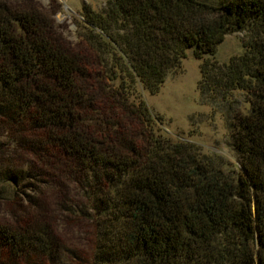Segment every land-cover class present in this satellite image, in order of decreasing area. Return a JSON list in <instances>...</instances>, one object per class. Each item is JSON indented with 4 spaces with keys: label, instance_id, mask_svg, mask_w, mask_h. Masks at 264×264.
I'll return each instance as SVG.
<instances>
[{
    "label": "trees",
    "instance_id": "16d2710c",
    "mask_svg": "<svg viewBox=\"0 0 264 264\" xmlns=\"http://www.w3.org/2000/svg\"><path fill=\"white\" fill-rule=\"evenodd\" d=\"M77 26L74 44L34 0H0V183L76 184L93 236L80 264H264V0L83 2ZM231 30L242 50L218 60ZM188 46L236 166L157 131L129 98L136 80L157 91ZM27 199L35 210L0 218L1 264H59L69 248L46 201Z\"/></svg>",
    "mask_w": 264,
    "mask_h": 264
},
{
    "label": "rangeland",
    "instance_id": "374dc122",
    "mask_svg": "<svg viewBox=\"0 0 264 264\" xmlns=\"http://www.w3.org/2000/svg\"><path fill=\"white\" fill-rule=\"evenodd\" d=\"M34 1L50 14L54 24L74 44L78 41L77 20L80 18L82 3L86 2L94 9L100 10L105 2V0ZM244 35L242 30L228 31L212 56L218 60H226L229 55L240 52ZM199 61L200 57L195 56L192 47L188 46L179 64L167 73L157 91L150 92L141 81L136 80L134 92L129 98L137 99V96H140L145 100L154 116L157 131L173 140L192 139L198 142L205 152L220 155L226 166H236L238 162L231 143V134L221 110L217 109L210 113L212 104L202 102L199 98L196 86L200 76ZM234 94L242 98L240 91H235ZM242 104L247 106V102L243 101ZM5 136L4 133H0V146L3 147L0 152L8 155L12 149L5 143L7 139ZM54 173L61 176L56 170ZM44 177L48 183L44 182L38 192L29 187L22 188L21 184L1 182L0 187L4 185L6 191L2 194L4 196H0V218L13 219L15 213L20 210L22 212L24 209L35 210L27 199V194L33 193L44 197L46 202L43 211H47V215L52 218L63 245L69 248L64 250L66 254L59 264H80L78 263L80 259L75 254L88 258L93 247L91 221L87 218L78 220V214L74 211L84 206V199L73 181L60 178L61 184L58 186L54 179ZM2 260L0 257V264Z\"/></svg>",
    "mask_w": 264,
    "mask_h": 264
}]
</instances>
